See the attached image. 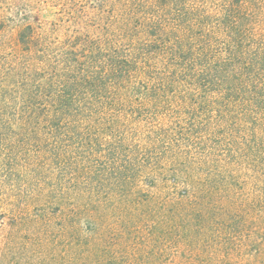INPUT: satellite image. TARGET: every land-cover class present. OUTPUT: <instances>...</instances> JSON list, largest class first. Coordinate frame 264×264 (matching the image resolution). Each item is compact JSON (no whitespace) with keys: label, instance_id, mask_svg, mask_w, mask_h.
Instances as JSON below:
<instances>
[{"label":"trees","instance_id":"16d2710c","mask_svg":"<svg viewBox=\"0 0 264 264\" xmlns=\"http://www.w3.org/2000/svg\"><path fill=\"white\" fill-rule=\"evenodd\" d=\"M64 1L0 59L9 244L56 264H137L146 229L256 246L264 0Z\"/></svg>","mask_w":264,"mask_h":264},{"label":"rangeland","instance_id":"374dc122","mask_svg":"<svg viewBox=\"0 0 264 264\" xmlns=\"http://www.w3.org/2000/svg\"><path fill=\"white\" fill-rule=\"evenodd\" d=\"M64 3V0H0V59L3 53H13L17 34L23 27L49 25ZM9 231L8 220L0 216V264H56L52 262V253L24 251L9 244ZM131 240L144 253L137 264H264V236H255L251 242L256 246L241 251L235 247L247 242V237L228 240L220 251L215 248V238L197 237L187 241L180 235L152 234L147 229L132 234ZM229 243L234 246H228ZM55 255L60 253L57 251Z\"/></svg>","mask_w":264,"mask_h":264}]
</instances>
